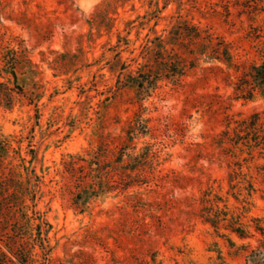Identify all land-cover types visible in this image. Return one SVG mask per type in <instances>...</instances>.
<instances>
[{
  "label": "rangeland",
  "instance_id": "374dc122",
  "mask_svg": "<svg viewBox=\"0 0 264 264\" xmlns=\"http://www.w3.org/2000/svg\"><path fill=\"white\" fill-rule=\"evenodd\" d=\"M222 4L0 0V88L7 89L0 94V139L8 147L0 158V187L9 185L0 192V249L8 264H251L234 254L228 238L255 247L259 234L241 241L229 230L215 232L200 217L206 191L222 197L220 206L241 210L237 193L246 182L229 181L237 161L255 188L243 220L264 217V150L261 144L249 154L236 122L257 112L263 119L264 100L233 99L230 85L261 59L264 0H232L229 13ZM106 13L113 18L109 28ZM179 17L231 42L238 71L202 63L181 84L162 81L138 101L132 89L119 88L118 77L136 74L152 28L166 33ZM17 56L25 68L30 59L37 73L30 80L18 69L17 84L8 91L13 84L5 61ZM35 89L40 97L30 95ZM137 111L150 130L134 138L135 152L148 144L158 155L154 169H146L149 182L92 198L81 211L74 197L87 187L85 160L100 144L111 160ZM227 129L243 138L219 147L217 138ZM29 178L33 198L10 196ZM16 202L29 209L18 210ZM31 210L40 237L21 217Z\"/></svg>",
  "mask_w": 264,
  "mask_h": 264
},
{
  "label": "trees",
  "instance_id": "16d2710c",
  "mask_svg": "<svg viewBox=\"0 0 264 264\" xmlns=\"http://www.w3.org/2000/svg\"><path fill=\"white\" fill-rule=\"evenodd\" d=\"M220 1L223 3L222 6L226 12L229 13L228 6L232 3V0ZM96 18L97 15H95L94 20ZM103 18L106 22L104 26L109 28L113 18L109 17L107 13ZM90 24L92 25L94 22L91 21ZM151 30L154 36L146 35L140 51L143 61L139 63L136 74H123V78L120 79L119 76L117 81L119 88L128 87L132 89L138 101L149 97L162 81L181 84L184 78L202 63L223 64L227 69L234 68L235 71H238L239 65L234 60L231 42L212 31L210 27H201L186 18L179 17L168 29H164V31L167 30L166 33L157 34L154 28ZM259 53L261 59L251 62L246 70L242 71L236 77V80L230 84L233 99L264 100V43L259 47ZM21 58L17 56L13 61H9V59L5 61L6 72L11 76L10 82L13 84L12 88H8V91H13V87L17 84L18 69L23 68L25 70L23 71L24 74L30 80L37 73L36 66L30 59H26L28 67L25 68L23 63L20 62ZM118 58L120 61V56ZM122 68L124 69L125 66L123 65ZM211 68L221 69L218 65L211 66ZM5 90L7 91V89L0 88L2 96H5ZM30 95L40 97L37 89L31 92ZM236 122L245 131L249 154H251V148L258 147L261 144L264 150V118H261V114L257 112L249 118ZM149 130L148 118L144 117L141 111H137L125 129L123 143L111 160L104 159L105 150L102 144L89 154V158L85 160L87 162V187L79 189L74 197L77 208L82 211L90 199L104 196L116 189L125 191L149 182V177L145 175V172L146 169H154L153 161L157 160L158 155L155 151H151V146L148 144L135 152L137 145L133 141L136 137L147 136ZM242 138L243 136L236 132L234 136H231L227 129L219 134L216 143L219 147H222L227 141L237 145ZM250 141L252 144L249 143ZM7 149L6 144L0 139V158L3 157ZM236 165L239 170L229 173V181L232 183V181L242 177L246 182L245 185L243 184L239 188L237 193V196L242 195L241 202L243 205L241 210L230 209L226 203L220 206L219 203L223 202L222 197L211 194V191H206L201 199L200 217L206 223H209L215 232L219 233L221 229L229 230L241 241L251 239L255 234H259L258 244L255 247H251L249 241L237 245L234 240L228 238V242L231 247H235L234 254H244L243 256L247 262L264 264V217H252L250 221L243 220L244 214L249 212L252 206L250 197L255 188L251 181L243 178L246 177V174L241 171V163L237 161ZM19 184L18 189L14 193H10V196L13 194H26L33 198L35 186L30 182V178L24 184L21 182ZM235 186L236 184H231L232 188ZM7 188H9V185L2 184L0 192L2 194L7 192ZM15 204L18 210L19 205L21 209L25 208L26 211L29 209L28 205L17 202ZM21 217L24 218L23 221L30 230L34 226L36 235L40 237V223L33 225V221L37 219L34 217L33 210H31L30 215L27 212L22 213ZM9 262L7 255L0 249V264H8Z\"/></svg>",
  "mask_w": 264,
  "mask_h": 264
}]
</instances>
